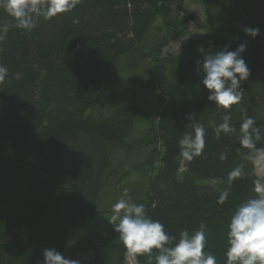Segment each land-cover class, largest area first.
<instances>
[{
    "label": "trees",
    "instance_id": "1",
    "mask_svg": "<svg viewBox=\"0 0 264 264\" xmlns=\"http://www.w3.org/2000/svg\"><path fill=\"white\" fill-rule=\"evenodd\" d=\"M203 3L206 21L185 0H79L69 12L41 18L31 31L16 28L0 9V25L13 24L0 39V63L9 69L0 82V264H38L44 248L97 264H130L108 220L124 189L177 238L211 218L230 220L254 195L259 175L239 136L248 116L264 135V0ZM191 26L203 37L165 55ZM245 27L261 34L246 36ZM245 41L250 75L230 112L235 131L217 137L225 110L207 99L203 73L196 71L198 47L214 53ZM120 61L146 80L126 101L91 113ZM195 123L206 128L205 150L182 161L178 141ZM141 124L148 126L141 137L146 155L131 165L118 157L136 149ZM235 167L243 175L229 183ZM223 192L227 199L217 203ZM92 221L89 232L71 243L73 230ZM133 264L155 259L145 254Z\"/></svg>",
    "mask_w": 264,
    "mask_h": 264
},
{
    "label": "clouds",
    "instance_id": "2",
    "mask_svg": "<svg viewBox=\"0 0 264 264\" xmlns=\"http://www.w3.org/2000/svg\"><path fill=\"white\" fill-rule=\"evenodd\" d=\"M79 0H0V9L12 18L14 26L21 30H33L39 20H51L60 14L71 11ZM12 21L0 25V39L8 33ZM246 36L256 38L261 34L259 28L245 27ZM247 42H241L234 50L228 46L216 52L198 47L202 60H197L196 71L203 73L202 85L208 90L207 99L218 108L225 110L223 122L215 127L217 137L221 133L235 131L230 124L231 109L242 100V82L250 75L249 63L244 58ZM9 74V69L0 63V82ZM193 118L192 114L188 119ZM191 132H185L178 144L182 161H193L203 154L206 146V128L199 123L191 126ZM194 133V135H193ZM264 139L254 117L248 116L240 124L239 143L248 149L247 155L255 162H264V147L257 143ZM225 156L222 154L221 159ZM243 175L240 167L228 173V182ZM254 195L243 200L233 211L228 223L226 264H264V176H257L251 189ZM227 192L219 195L217 203L223 204ZM112 215L108 218L113 231L125 248L126 257L141 255L154 256L155 264H218L217 257L205 251L207 243L206 225L189 234L181 231L179 238L166 229V225L153 219L143 203L133 202L128 189H124L120 198L111 206ZM43 260L38 264H81L78 259L66 257L55 248L42 250Z\"/></svg>",
    "mask_w": 264,
    "mask_h": 264
},
{
    "label": "rangeland",
    "instance_id": "3",
    "mask_svg": "<svg viewBox=\"0 0 264 264\" xmlns=\"http://www.w3.org/2000/svg\"><path fill=\"white\" fill-rule=\"evenodd\" d=\"M184 5L188 10L197 12L200 15L202 21L207 20L203 0H185ZM189 33L190 34L188 35L173 39L169 46L164 50V54L181 53L191 38H202L204 35L203 30L196 29L194 26L190 27ZM145 80L146 76H144L141 72L128 71L126 63L120 61L113 74V78L110 80L103 92L99 94L97 102L92 108L91 113L99 115L102 112L103 106L106 105L107 107L110 104H120L126 101L132 96L134 91H137L142 86ZM152 119L153 117L151 120ZM147 127L148 126L146 124H141L138 127L136 137H140V139H135L133 141L136 149L131 153L122 152V154H119V159L123 158L132 165L145 157L146 151H143L145 141H143V138L141 137H143V133L148 129ZM7 153L12 155V150L8 149ZM255 166L256 173L259 176H264V162H255ZM134 178H136V176H134ZM248 196L250 197L251 195ZM105 220L106 219H104V221ZM229 221L230 220H225L222 218H211L208 223L207 221L204 222V225H206L207 234L205 251L213 253L217 257V260L221 259V261H226L225 251L227 248V230ZM94 225L95 221H92L86 227L73 230L70 242H78ZM188 232L189 234H192L195 231H193V229H189ZM129 262L130 264H133V257L129 256Z\"/></svg>",
    "mask_w": 264,
    "mask_h": 264
},
{
    "label": "water",
    "instance_id": "4",
    "mask_svg": "<svg viewBox=\"0 0 264 264\" xmlns=\"http://www.w3.org/2000/svg\"><path fill=\"white\" fill-rule=\"evenodd\" d=\"M66 257H70L73 259H78L81 261V264H97L95 261H93L91 258L78 254V253H70L65 255Z\"/></svg>",
    "mask_w": 264,
    "mask_h": 264
}]
</instances>
